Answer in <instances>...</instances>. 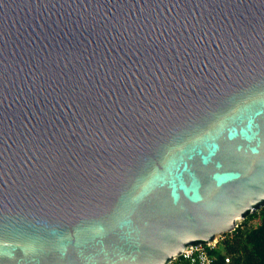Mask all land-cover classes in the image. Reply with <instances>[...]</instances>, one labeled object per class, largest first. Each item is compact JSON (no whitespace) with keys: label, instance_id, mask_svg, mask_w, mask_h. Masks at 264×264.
Here are the masks:
<instances>
[{"label":"water","instance_id":"95a60500","mask_svg":"<svg viewBox=\"0 0 264 264\" xmlns=\"http://www.w3.org/2000/svg\"><path fill=\"white\" fill-rule=\"evenodd\" d=\"M264 206V0H0V264H172Z\"/></svg>","mask_w":264,"mask_h":264},{"label":"trees","instance_id":"16d2710c","mask_svg":"<svg viewBox=\"0 0 264 264\" xmlns=\"http://www.w3.org/2000/svg\"><path fill=\"white\" fill-rule=\"evenodd\" d=\"M213 255L216 264H264V206L254 214H248L239 227L225 234ZM172 264H185L181 259Z\"/></svg>","mask_w":264,"mask_h":264},{"label":"built area","instance_id":"2783aa9c","mask_svg":"<svg viewBox=\"0 0 264 264\" xmlns=\"http://www.w3.org/2000/svg\"><path fill=\"white\" fill-rule=\"evenodd\" d=\"M219 243L218 240L213 243H194L184 250L180 259L185 264H216L217 257L213 253L218 250ZM229 263L230 260L227 258L224 264Z\"/></svg>","mask_w":264,"mask_h":264},{"label":"rangeland","instance_id":"374dc122","mask_svg":"<svg viewBox=\"0 0 264 264\" xmlns=\"http://www.w3.org/2000/svg\"><path fill=\"white\" fill-rule=\"evenodd\" d=\"M222 240H224L223 237H222V238H219V239H218V242H221Z\"/></svg>","mask_w":264,"mask_h":264}]
</instances>
